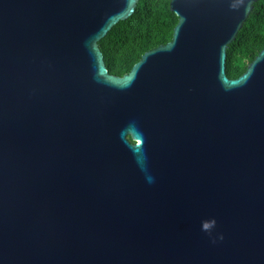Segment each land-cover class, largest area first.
I'll return each mask as SVG.
<instances>
[{"label":"water","instance_id":"1","mask_svg":"<svg viewBox=\"0 0 264 264\" xmlns=\"http://www.w3.org/2000/svg\"><path fill=\"white\" fill-rule=\"evenodd\" d=\"M258 0H171L173 38L112 74L139 0H0V264H264Z\"/></svg>","mask_w":264,"mask_h":264},{"label":"trees","instance_id":"2","mask_svg":"<svg viewBox=\"0 0 264 264\" xmlns=\"http://www.w3.org/2000/svg\"><path fill=\"white\" fill-rule=\"evenodd\" d=\"M171 0H139L135 13L118 22L99 41L104 60L112 74L123 76L149 50L173 38L179 17L171 10ZM264 48V0L254 8L227 49L228 76L238 77Z\"/></svg>","mask_w":264,"mask_h":264}]
</instances>
